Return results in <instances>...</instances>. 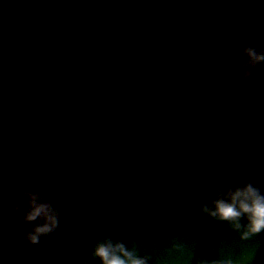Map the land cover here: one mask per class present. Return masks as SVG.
Listing matches in <instances>:
<instances>
[{
    "label": "water",
    "instance_id": "obj_1",
    "mask_svg": "<svg viewBox=\"0 0 264 264\" xmlns=\"http://www.w3.org/2000/svg\"><path fill=\"white\" fill-rule=\"evenodd\" d=\"M247 44L264 49V0H0V264H101L109 237L149 264H264V233L202 211L217 186L264 192V66L240 79ZM28 190L60 211L35 246Z\"/></svg>",
    "mask_w": 264,
    "mask_h": 264
},
{
    "label": "clouds",
    "instance_id": "obj_2",
    "mask_svg": "<svg viewBox=\"0 0 264 264\" xmlns=\"http://www.w3.org/2000/svg\"><path fill=\"white\" fill-rule=\"evenodd\" d=\"M205 32L207 28L205 27ZM245 59L240 64V79L247 82L261 66H264V49L255 44H247L241 50ZM35 97H24L31 102ZM28 206L20 225L21 235L31 245H39L43 238L51 237L60 226V211L52 201H45L39 190H28ZM21 205L13 209L18 213ZM202 211L208 216L230 225L241 240L247 241L264 233V192L250 181L233 183L226 192L217 186L214 200L202 205ZM246 220V223H242ZM25 226L28 230L24 231ZM184 245L173 241L172 250L182 252ZM91 255L98 258L101 264H149L151 257L141 256L136 247L128 248L123 242L113 241L110 237L94 242ZM248 260L234 261L226 259H196V264H250Z\"/></svg>",
    "mask_w": 264,
    "mask_h": 264
}]
</instances>
